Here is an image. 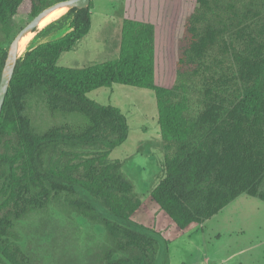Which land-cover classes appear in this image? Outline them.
<instances>
[{"label": "trees", "instance_id": "1", "mask_svg": "<svg viewBox=\"0 0 264 264\" xmlns=\"http://www.w3.org/2000/svg\"><path fill=\"white\" fill-rule=\"evenodd\" d=\"M22 1L0 0L6 38ZM57 1L29 0V13L33 17ZM90 8L91 2L66 11L70 30L24 51L12 73L0 112V143L6 148L0 164L8 167L9 184V209L0 217V259L8 264H28L9 239L14 221L61 195L100 223L115 248L128 252L114 264H153L149 252L165 244L158 232L131 220L141 202L121 162L109 159L127 138L125 115L87 96L113 83L155 95L164 174L149 194L179 229L203 223L242 193L264 201V0H125L116 58L78 68L58 65L60 55L88 33ZM180 9L191 12L183 24L188 43L177 64L186 58L197 63L198 73L216 46L229 60L202 73L196 107L186 80L167 78L175 49L164 41L166 20ZM5 55L1 49L0 73ZM33 93L43 95L50 112L76 115L80 122L35 131L25 114ZM46 153L56 157L54 166L45 167Z\"/></svg>", "mask_w": 264, "mask_h": 264}, {"label": "rangeland", "instance_id": "2", "mask_svg": "<svg viewBox=\"0 0 264 264\" xmlns=\"http://www.w3.org/2000/svg\"><path fill=\"white\" fill-rule=\"evenodd\" d=\"M90 2L91 25L88 33L70 51L60 55L58 65L78 68L118 56L125 0ZM134 10L137 14V8ZM65 13L62 10L28 33L30 41L24 51L68 32L70 17ZM173 13L166 20L164 33V41L175 49L167 78L171 82L175 76L183 77L196 107L202 88V73L214 68L213 64L217 61L223 60L222 63L227 65L229 60L227 56H221L219 46H216L202 59L198 73L193 71L199 68L197 63H191L186 58L177 64V57L183 55L188 43L189 33L183 24L189 13L181 9ZM147 14L148 8H145ZM31 18L29 0H23L12 17V35L6 38L0 31V51L7 50L12 38ZM226 38L233 41V36ZM234 44L237 49L241 48L239 42ZM24 51L19 54L20 59ZM87 96L100 104L118 107L126 117L127 138L112 149L109 159L121 162L122 172L132 183L135 197L141 202L131 220L162 233L165 244L156 245L149 252L153 264H264V201L259 198L242 193L203 223H191L184 230L171 225V219L151 199V189L164 174L165 152L153 91L113 83L109 87L93 89ZM25 114L37 132L51 126L80 122L76 115L50 112L41 93L27 97ZM5 150L4 142L0 143V152ZM56 161L53 154H45V167L54 166ZM68 162H76V159L70 158ZM7 173L8 167L0 164V217L9 209L5 202L9 191ZM260 190L264 191V179ZM9 239L20 247L28 264H114L117 258L129 255L127 251L115 248L100 223L67 205L65 195L57 196L46 207L29 210L15 220ZM0 264L8 263L1 258Z\"/></svg>", "mask_w": 264, "mask_h": 264}, {"label": "water", "instance_id": "3", "mask_svg": "<svg viewBox=\"0 0 264 264\" xmlns=\"http://www.w3.org/2000/svg\"><path fill=\"white\" fill-rule=\"evenodd\" d=\"M90 1L91 0H60V1H57L47 6L43 10H41L39 13L33 16L30 19V21H28L22 28L19 29L16 35L12 38L6 50L3 67L0 73V112H1V108H2L4 99H5L9 84H10V80L12 77L15 64L17 62V59L20 56L18 53V43L20 39L24 37L25 35H28V33L33 32L39 25L40 21L53 10L63 8V10H65L66 12L71 8H76V9L86 8L89 6Z\"/></svg>", "mask_w": 264, "mask_h": 264}, {"label": "bare ground", "instance_id": "4", "mask_svg": "<svg viewBox=\"0 0 264 264\" xmlns=\"http://www.w3.org/2000/svg\"><path fill=\"white\" fill-rule=\"evenodd\" d=\"M63 10V8H59V9H55L52 12H50L48 15H46L39 23V25L45 24L48 21H50L52 18L56 17V15H58L59 13H61V11ZM29 36L25 35L24 37H22L18 43V53L21 54L27 47L28 43H29Z\"/></svg>", "mask_w": 264, "mask_h": 264}, {"label": "crops", "instance_id": "5", "mask_svg": "<svg viewBox=\"0 0 264 264\" xmlns=\"http://www.w3.org/2000/svg\"><path fill=\"white\" fill-rule=\"evenodd\" d=\"M158 206V205H157ZM171 225H175L173 222H171ZM176 226V225H175ZM189 226V225H188ZM188 226H186L184 229L188 228ZM177 227V226H176ZM179 229V228H178ZM184 229H181V230H184ZM156 231V230H155ZM158 232L160 235H162L161 231H156Z\"/></svg>", "mask_w": 264, "mask_h": 264}]
</instances>
